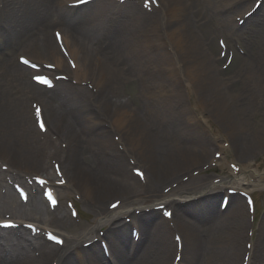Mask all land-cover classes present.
<instances>
[{"label": "bare ground", "instance_id": "1", "mask_svg": "<svg viewBox=\"0 0 264 264\" xmlns=\"http://www.w3.org/2000/svg\"><path fill=\"white\" fill-rule=\"evenodd\" d=\"M73 1L0 0V159L9 167L0 170V188L7 186L6 176L24 182L36 172L54 185V157L65 184L79 191L81 207L91 217L78 224L62 209L50 213L34 186L24 206L7 187L0 193V222L8 215L17 227L0 228V264H89L91 255L95 260L90 264H172L174 235L181 242L178 264H241L245 253L247 264H264V215L249 238L238 197L228 196L222 213L215 202L226 192L212 194L222 187L264 190V170L259 173L250 164L264 139L259 118L264 93L257 89L264 80V0L241 26L235 17L242 19L254 0H155L158 7L150 13L138 0H97L69 8ZM82 10L95 20L97 35L86 27ZM48 25L60 27L73 70L46 34ZM203 33L221 35L230 48L232 37L240 38L247 51L235 56L239 63L232 73L227 74L229 67L225 72L218 68L208 39L198 42ZM189 45L198 50L195 56ZM171 46L177 61L165 53ZM17 51L57 67L76 85L57 81L51 90L35 85L29 80L31 70L13 61ZM79 81H90L95 93ZM122 86L138 90L124 98ZM24 97L42 105L43 135L35 129ZM217 124L229 134L207 143L203 133L213 125L219 131ZM112 130L120 135L122 150H116ZM212 143L220 154L215 161L219 168L230 155L240 167L238 175L229 170L230 178L217 184L192 175L211 161L207 146ZM127 157L144 168L143 183L129 173ZM113 198L120 203L110 211L107 201ZM157 205L171 208V224L154 209ZM23 223L55 230L63 246L31 236ZM96 231H103L102 236ZM84 242L91 244L84 247ZM98 242H104L110 260Z\"/></svg>", "mask_w": 264, "mask_h": 264}, {"label": "rangeland", "instance_id": "2", "mask_svg": "<svg viewBox=\"0 0 264 264\" xmlns=\"http://www.w3.org/2000/svg\"><path fill=\"white\" fill-rule=\"evenodd\" d=\"M38 1V0H37ZM252 5V1H250L249 2V5L244 9V10H246L248 7H250ZM80 14H81V17H82V19L84 20V23H86V27H88V28H90V31H92V34L94 33V34H98L100 31L98 30V28H97V25H96V22H94L89 16H88V14H87V12H85V11H81L80 12ZM53 27H56V28H59L57 25H48L47 26V28H46V34L48 35V37L50 38L51 37V29L53 28ZM84 32H86L87 33V30L85 31V26H84ZM88 34H89V32H88ZM91 34V33H90ZM197 37H198V42H200V41H202V42H204V40H206V39H210V40H212V45H214L215 46V52H213L215 55H217L218 54V49H217V47H216V44H215V34H208V33H203L202 35L201 34H199V35H197ZM235 38V40L237 41V42H239L240 44H241V40H240V38H238L237 39V37H234ZM197 45V44H196ZM244 45V44H243ZM187 49L189 50V53L191 54L192 52V50H194L193 52H194V56L197 54V52H198V50H195V49H190V45L187 47ZM244 50H245V52L247 51V49L245 48V45H244ZM165 53H167L166 51H165ZM206 53V52H205ZM208 53V52H207ZM206 53V54H207ZM168 54V53H167ZM22 55H24V54H22ZM169 55V54H168ZM192 55H193V53H192ZM207 55H209V53L207 54ZM206 55V56H207ZM213 55V54H212ZM210 56H211V54H210ZM235 56H237V54H235ZM14 57H15V55H14ZM168 57H176V60L179 58V55H178V53H177V50H175V53H174V56H173V53H170V56H168ZM212 57V56H211ZM181 63V62H180ZM179 63V65H180V67H183V65L182 64H180ZM238 61L236 60V57H234V59H233V61H232V63H231V65L229 66V69H228V71H227V74H230V73H232V71L235 69V68H237V66H238ZM237 81V80H236ZM261 85L263 86L264 85V80H261V81H258V83H257V89L259 90V91H261ZM123 88V93H122V95L124 96V98H127L129 95H132V94H134L138 89H136V87L135 86H133L132 88L130 87V88H125L124 86H122ZM260 88V89H259ZM257 90V91H258ZM263 92H264V90H263ZM27 102H28V100H27ZM259 118L260 119H262V120H264V106H262V108L260 109V113H259ZM255 122V121H254ZM253 122V123H254ZM257 123H254L253 125H254V127L256 128L257 127V125H256ZM216 125V124H215ZM215 125H213L212 126V130L211 129H207L206 131H205V133H203V136H204V138L206 139V141H207V143H210V140L212 141V138H214V139H216V140H218L217 142H219V139H217V138H219V136L220 135H223L224 133H228L227 132V130L226 129H224L221 125H218L220 128H219V131L217 130V131H215ZM16 126L17 125H15V128H16ZM213 130H214V132H213ZM116 135H117V133H115ZM229 134V133H228ZM253 134H254V132H253ZM213 144V143H212ZM208 148H210V150H212L213 148H211V144H209L208 146H207ZM258 148H257V151H256V154H255V158L254 159H252L251 160V162H250V164L251 165H255V166H258L259 167V172L260 173H262V171L264 170V139H262V140H260L259 142H258V146H257ZM230 158H228L229 160H231V161H234V162H236V163H238V160H236L235 159V157L232 159V157L231 156H229ZM113 164L115 165V166H117L118 165V162L117 161H114L113 162ZM204 164V163H203ZM130 165H132V164H130ZM132 166H134V167H137V168H140L144 173H145V170H144V168L142 167V165L141 164H134V165H132ZM131 168L132 167H130L129 168V170H130V172H131ZM216 170H217V174H210V176L213 178V179H216V178H219L220 177V174L221 173H228V169L226 168V167H224L223 169H221V168H216ZM33 172H36V171H33ZM32 174H35V173H32ZM36 174H39L38 172H36ZM132 174V173H131ZM183 177H184V175H182ZM181 176V177H182ZM210 176H208L209 178H210ZM180 176L178 175L177 176V178H179ZM180 177V178H181ZM168 181H170V180H168ZM167 181V182H168ZM172 182V181H171ZM170 183V182H169ZM169 183H165V184H163L164 186H166V184H169ZM163 185H161V186H163ZM254 193H253V197H254V201H255V223H254V225H253V228L252 229H256L257 228V224L260 222V220H261V218L263 217V215H264V190H260V189H254V191H253ZM56 193H57V195H58V198H59V201H60V206H62L64 209H65V201L66 200H70V201H73L74 200V197H79L78 195H75L74 193H76V191H74V190H72L69 186L67 187V188H65V190H61V189H58L57 191H56ZM40 194V193H39ZM38 194V195H39ZM76 194H78V193H76ZM39 197H40V195H39ZM116 198H113V199H110V200H108L107 201V205H108V203H110L112 200H115ZM18 201V200H17ZM216 203V205H215V209H216V207H217V203H218V200L215 202ZM43 205L45 206V208H46V204L43 202ZM66 210V209H65ZM67 216H69L68 215V211H67ZM90 216L87 214V212H86V210L85 209H82V218L84 219H82L81 220V222H85V219L87 220V218H89ZM245 220H246V213H245ZM247 223L249 224V226H250V222H249V220L247 219ZM55 233H57L56 231H55ZM246 234H247V236L249 235L248 234V229H247V231H246ZM94 235V234H93Z\"/></svg>", "mask_w": 264, "mask_h": 264}, {"label": "snow or ice", "instance_id": "3", "mask_svg": "<svg viewBox=\"0 0 264 264\" xmlns=\"http://www.w3.org/2000/svg\"><path fill=\"white\" fill-rule=\"evenodd\" d=\"M57 38L59 39V34H57ZM24 63H27V61H23ZM38 81H40V82H46L45 81V78H43V77H39V76H37V77H35ZM43 127V126H42ZM113 207H116V205H113ZM170 215V214H169ZM52 239H55L54 237H51ZM57 243H59V241H57Z\"/></svg>", "mask_w": 264, "mask_h": 264}]
</instances>
